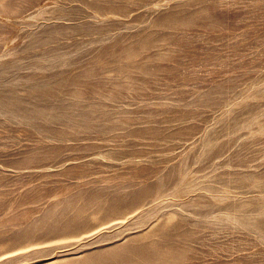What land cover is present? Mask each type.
<instances>
[{
  "label": "rangeland",
  "instance_id": "obj_1",
  "mask_svg": "<svg viewBox=\"0 0 264 264\" xmlns=\"http://www.w3.org/2000/svg\"><path fill=\"white\" fill-rule=\"evenodd\" d=\"M0 264H264V0H0Z\"/></svg>",
  "mask_w": 264,
  "mask_h": 264
},
{
  "label": "bare ground",
  "instance_id": "obj_2",
  "mask_svg": "<svg viewBox=\"0 0 264 264\" xmlns=\"http://www.w3.org/2000/svg\"><path fill=\"white\" fill-rule=\"evenodd\" d=\"M124 214V213H123Z\"/></svg>",
  "mask_w": 264,
  "mask_h": 264
}]
</instances>
